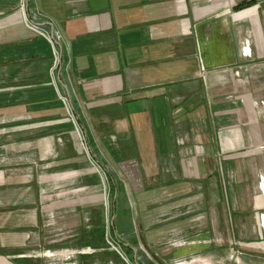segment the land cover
I'll use <instances>...</instances> for the list:
<instances>
[{
	"label": "crops",
	"instance_id": "obj_1",
	"mask_svg": "<svg viewBox=\"0 0 264 264\" xmlns=\"http://www.w3.org/2000/svg\"><path fill=\"white\" fill-rule=\"evenodd\" d=\"M29 3L62 33L66 70L52 79L50 44L27 27L20 0H0V153L24 156L11 169L0 159V264H25L32 244H46L48 181L77 184L57 191L71 198L56 219L74 246L108 250L109 227L138 226L162 261L202 249L209 264H264V115L254 107L264 102V0ZM184 213L192 218L171 220ZM186 230L198 237L177 242ZM192 260L180 264H206Z\"/></svg>",
	"mask_w": 264,
	"mask_h": 264
},
{
	"label": "rangeland",
	"instance_id": "obj_2",
	"mask_svg": "<svg viewBox=\"0 0 264 264\" xmlns=\"http://www.w3.org/2000/svg\"><path fill=\"white\" fill-rule=\"evenodd\" d=\"M69 120V118H68ZM6 145V144H4ZM84 153V151H83ZM85 154V153H84ZM10 155H13L11 152ZM8 155L5 151L0 153V159L3 160L2 163L8 165L10 164V169L15 167L17 164L22 162L21 153H16L13 156ZM28 156V155H27ZM32 156L24 158V161L31 160ZM48 179L54 180L52 177H48ZM105 185L107 187L108 183L106 181ZM54 182H47L48 188L43 189V198H41V203L43 206H46L47 209V219H45V224L43 225L42 233H44V238L46 244L38 248L36 244H32L30 248L27 250L28 253L25 254L27 257H31L27 259L29 262L25 264H180L183 262H192L194 258L200 257L204 263H208V252H202V249H197L198 252L191 253L188 255L181 256V258L176 259V261H162L159 257L155 256L153 252L146 246L145 241L142 237L140 230L137 229L133 231V234H127L120 232L119 229H114V234H112V227H109V231L107 230V245L106 248L108 250H100L95 251L92 254H73V256H69L71 251H80L81 249H85L86 247H81L80 245L74 246L75 242L70 243V232H66V230L61 229V226L57 222L56 216L59 217L60 215H56V212L59 211V208L62 207L61 203L67 200H71L67 196H61L58 194L60 189H72L76 186V182L71 183L68 182L67 185L60 187H55ZM115 186L120 189V182H116ZM47 191V192H46ZM58 191V192H57ZM45 194V195H44ZM120 201V198H118ZM111 197L107 196L105 198V205L107 207L111 206ZM176 205H180L179 201H175ZM130 204H133L130 203ZM177 205V206H178ZM59 207V208H58ZM180 215V214H179ZM192 214H182L180 216H176L172 221L180 218H185L183 220H190ZM197 216V214L195 215ZM183 220H176L175 222L183 221ZM108 220V224H110ZM117 228V225H116ZM187 231V230H186ZM198 230H191L187 231V233L183 234V238H181V242H190L193 238L198 237ZM37 228L32 227L30 230V241L36 243L37 237ZM133 237V239H132ZM63 241L61 245L55 246L56 243H61L59 241ZM188 240V241H187ZM79 241V240H78ZM180 242V241H177ZM109 243L112 244L115 250L110 248ZM173 245V243H171ZM176 244V243H175ZM55 246V249H54ZM133 246V247H132ZM134 249H132V248ZM30 251V252H29ZM60 253H69L67 256H54V254ZM189 253V252H188ZM186 254V253H185ZM233 255V254H232ZM231 255V256H232Z\"/></svg>",
	"mask_w": 264,
	"mask_h": 264
},
{
	"label": "built area",
	"instance_id": "obj_3",
	"mask_svg": "<svg viewBox=\"0 0 264 264\" xmlns=\"http://www.w3.org/2000/svg\"><path fill=\"white\" fill-rule=\"evenodd\" d=\"M19 10L24 15V20L27 27L30 30H32L37 36L46 39L50 44L53 52V65L50 71V75L54 80L58 70H60L61 68H64L66 70V63H64L63 55L61 52V46L63 44L64 37L60 32V30L55 28L52 21H50L45 15H43L38 10L37 7L31 5V3H29V0H20ZM40 24H43L47 28L41 27ZM248 47H249L248 43H246L245 46L242 47L243 54L249 55ZM201 70H203L202 65H201ZM62 100L67 107L68 118L72 122L74 126V131L78 135L80 146L82 147L84 153L87 156H90V149L87 144L86 134L84 133L83 128L79 124V118L73 111L70 104V100L65 97H63ZM254 107L258 110V113L264 115V102H260V103L254 102ZM187 140H188V136L182 135V137L177 140V143L180 145V147H184ZM97 168L100 171H102L99 166H97ZM261 226H264V220H262ZM109 245L112 250H115V248H113L111 243H109ZM95 251L96 250H93L91 248H85V249H81L80 251H71L70 254L65 253L64 255H62L63 253H60V254H54V256H61V255L67 256V254H69V256L70 255L73 256V254H92Z\"/></svg>",
	"mask_w": 264,
	"mask_h": 264
},
{
	"label": "trees",
	"instance_id": "obj_4",
	"mask_svg": "<svg viewBox=\"0 0 264 264\" xmlns=\"http://www.w3.org/2000/svg\"><path fill=\"white\" fill-rule=\"evenodd\" d=\"M253 4V2L252 1H248V2H241V3H239V4H237L235 7H234V9L235 10H243V9H245V8H248V6H251ZM110 182V178L108 177V183ZM111 184H112V182H111ZM121 199V198H120ZM111 231H112V234H114V229L112 228L111 229Z\"/></svg>",
	"mask_w": 264,
	"mask_h": 264
},
{
	"label": "bare ground",
	"instance_id": "obj_5",
	"mask_svg": "<svg viewBox=\"0 0 264 264\" xmlns=\"http://www.w3.org/2000/svg\"><path fill=\"white\" fill-rule=\"evenodd\" d=\"M181 242V241H180Z\"/></svg>",
	"mask_w": 264,
	"mask_h": 264
}]
</instances>
